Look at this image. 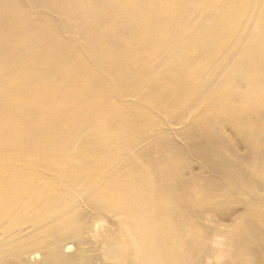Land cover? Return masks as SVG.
Masks as SVG:
<instances>
[{"label":"bare ground","instance_id":"obj_1","mask_svg":"<svg viewBox=\"0 0 264 264\" xmlns=\"http://www.w3.org/2000/svg\"><path fill=\"white\" fill-rule=\"evenodd\" d=\"M263 7L0 0V264L60 259L86 235L126 264H253L244 252L264 260V149L254 145L264 129L251 123L264 112L240 107L244 96L264 97L254 86L264 87V42H253ZM228 106L238 112L224 114ZM225 124L247 133L239 161L215 135ZM192 160L218 179L200 184L203 171L186 172ZM212 190L244 211L230 233L238 251L223 263L214 243L226 228L181 218Z\"/></svg>","mask_w":264,"mask_h":264},{"label":"rangeland","instance_id":"obj_2","mask_svg":"<svg viewBox=\"0 0 264 264\" xmlns=\"http://www.w3.org/2000/svg\"><path fill=\"white\" fill-rule=\"evenodd\" d=\"M209 1L210 3L215 2V0H209ZM228 8H229L228 4L225 3L224 1H221L220 3H218L216 10H217V13L222 14L228 11ZM262 9L264 10V7ZM257 25L262 35L259 36V38L255 39L253 42L254 44H257V43L261 44V42H264L263 41L264 40V11H263V14L260 16ZM256 28L257 26L255 27V29ZM258 33L259 32H255V35H257ZM231 36L232 34L226 35L225 37H223V41L225 40L228 42ZM242 74L243 73H241V76ZM254 86L257 90H261L264 92V87L261 82L255 81ZM236 94H237L236 99L240 100L241 95H239L238 93ZM249 96L242 97L244 98V102H241L242 104L240 105V107L241 106L243 108L249 107L250 110H253V111L263 110L264 112V97L259 98L256 95L255 96L249 95ZM222 112H224V114L226 115H235L236 112H238V110H235L233 107L228 106L224 108ZM251 123L253 125V129L256 131L257 130L260 131L264 129V113L258 118L251 120ZM234 126L235 125L225 124L220 129V131H218V133H216L215 135L220 139H225L226 142L229 144L223 148V153L227 156V158L231 159L232 161L235 158L236 161H239V159H242L244 156H246L248 152V148L246 147V144L244 141V138L247 136V133L244 132L241 128L238 129L236 126L235 127ZM254 145L258 149L262 150L264 149V140L262 138H259V139L257 138L256 143ZM260 158L261 159L264 158V152L260 154ZM240 163H242L243 168L247 170L252 169L253 167L250 160L242 161ZM184 166H185L187 173H192L194 175H197L200 171H203L205 173V177L199 179V183L203 184V186H208V185L210 186V184H212L218 179V176L214 175L213 172H210L206 168H205L206 170L202 169L203 166L200 165V163L196 160H192L189 163H186ZM229 188L232 189L233 187L230 185ZM259 193L263 194L264 188L259 189ZM209 194H214V196H210ZM207 195L208 196L205 197V200L202 206L198 208L196 207L198 209L196 212L185 211L181 215V218H184V219L192 218V216H197V215L206 217L202 220V222H199L198 227L200 228V230L208 226H215L216 224L221 227L226 228V230L228 231V236H224L223 238H221L219 243H214V245L216 246V249L220 250L221 255L219 256V262L223 263L229 259L230 255H232L233 252L235 253L236 251H238V248H234L233 240L230 237V233L232 234V231H233V219L234 218L238 219L237 217L239 216L244 217V211H243L242 206L238 204L236 200L230 199L231 197L230 198L225 197L224 193L222 192L212 190L211 193H208ZM246 195H247V192L244 190H242L239 193L240 197H243ZM198 196L201 197V194L198 193ZM170 197L171 198L183 197L184 199H192L193 193L189 192V193L179 194L178 192H175L173 194H170ZM101 232L102 230L100 231V233ZM259 232H260V235H263L264 237V230L263 231L261 230ZM242 237L244 239L245 238L248 239V238H251L252 235L250 233H244ZM93 240L94 238L92 235L90 236L86 235V237L81 243H77L73 241L74 243L72 242V248H71L73 250H70L68 253H63L60 259L57 258L54 261L52 260L48 261V259H44L42 256L41 257L39 256L35 260H27L25 264H38V263L39 264H126V263H121L116 257H114L112 253L113 251H112L111 243H110V246H107L108 244H101V246L95 248L92 242ZM262 248H264V246ZM70 252H74V254ZM242 255L244 259L250 258L251 261H253V264H258V262L260 264H264L263 259H260L257 261V259L254 256H250L245 252ZM196 256L197 255H194L195 259L194 258L188 259L190 261L189 263L195 262L197 258ZM10 260H14V259H9L8 261L10 262ZM70 260L72 261L70 262ZM9 262L7 263L15 264L13 262H10V263ZM234 264H241V263H234Z\"/></svg>","mask_w":264,"mask_h":264}]
</instances>
